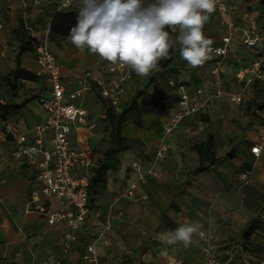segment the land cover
<instances>
[{"label": "crops", "instance_id": "crops-1", "mask_svg": "<svg viewBox=\"0 0 264 264\" xmlns=\"http://www.w3.org/2000/svg\"><path fill=\"white\" fill-rule=\"evenodd\" d=\"M225 2L230 7L229 15L215 10L203 29L213 41L214 50L222 45L224 36L232 38L221 73H213L217 60L214 51L209 60L193 68L180 57V45L176 44L174 68L178 71V85L190 91L202 89L206 112L185 119L178 129L166 134L163 121L172 115L178 100L171 85L174 81L170 88L149 85L138 100V108L123 125L129 150L119 155L121 169L110 173L107 190L92 202L85 226L70 250L62 255L68 226L50 225L45 215L29 205L31 192L40 183L35 170L13 156L17 149L15 136L28 134L32 138L33 129L46 122L47 113L38 99L50 95V83L39 75L35 52L25 53L21 66L39 80H21L16 97L3 84L2 77L15 70L20 52L14 31L23 23L38 43L47 42L67 92L81 90L86 79L94 85V80L117 79L122 74L111 73L115 65L87 49L78 50L68 39L48 42L54 15L67 10L59 9V0H0V104L23 105L20 115L0 121V264H46L60 258L64 264H83L89 244H95L98 264H204L201 232L216 237L223 264H264V234L251 237L260 251L246 250L243 245V234L251 224L264 221V96L259 107H250L258 81L244 72L251 66L253 56L242 43L245 31L252 25L264 43V15L260 0ZM78 5L79 2L73 7ZM178 34V29L171 30L173 39ZM160 70L158 65L149 76L141 77L126 67L118 109L127 108L135 93L143 90ZM218 91L222 95L216 97ZM237 93L242 97L239 104L229 98ZM108 102L98 98L92 87L76 101L88 111L94 127L73 134L72 148L94 162L103 157ZM209 136L214 139L219 162L209 171L193 174L200 164L194 146ZM162 144L168 149L166 159L156 156ZM257 145L262 146L259 157L252 153ZM44 146L51 148L48 140ZM132 163L139 164L140 172L131 167ZM245 171L250 172L248 182L241 180ZM132 184L137 186L136 198H121ZM47 204L52 211L59 208L56 198L48 199ZM185 223L200 226L187 250L182 244L166 245L157 239L159 234Z\"/></svg>", "mask_w": 264, "mask_h": 264}, {"label": "built area", "instance_id": "built-area-1", "mask_svg": "<svg viewBox=\"0 0 264 264\" xmlns=\"http://www.w3.org/2000/svg\"><path fill=\"white\" fill-rule=\"evenodd\" d=\"M79 0H59V9H68ZM223 15H229L230 7L225 0H216V8ZM232 41L230 36H224L222 45L214 50L217 60L214 64L213 73L222 72L224 59L228 55ZM243 46L253 56L251 66L244 72L255 81L264 82V43L254 25L249 27L243 38ZM35 54L40 66L39 75L45 77L50 83V95L40 97L38 102L47 113V120L33 129L34 136L18 134L15 136L17 149L13 156L24 160L29 167L36 172L38 188L31 192L30 206L45 215L50 225L66 224L68 231L64 234L62 255L66 254L72 244L77 240L80 230L85 226L90 214L89 186L91 180L90 169L96 162L90 157L79 156L72 148V135L80 129L93 128L89 121L88 111L76 101L82 96V92L88 87L98 91L101 98L109 101L110 105L118 108L119 97L124 93V80L126 66L119 64L110 69L111 73H121V77L110 80H94V85L89 80L84 81L81 90L67 92L63 84L59 65L50 50L47 42L39 43L35 48ZM174 86V83H171ZM178 100L171 116L165 118L163 127L166 134L174 132L182 122L190 117L203 114L207 110V101L203 99L204 91L195 89L190 91L186 86L174 87ZM97 94V92H96ZM221 91L216 97L221 96ZM229 98L239 104L242 101L241 94H230ZM51 148H45V141ZM264 141V136H262ZM264 144V142H263ZM262 146L252 148V153L259 157ZM168 149L161 145L157 151L158 159H166ZM131 167L140 172V166L132 163ZM250 172L245 171L241 180L248 182ZM143 178L141 177V180ZM136 184H132L121 195V198L129 200L136 198ZM56 198L59 208L56 211L49 209L47 200ZM107 230L109 227L106 228ZM203 239L204 264H223L218 257L219 243L212 233L201 232ZM105 245L109 244L105 240ZM211 249V253L205 252ZM83 264H98L95 244H89L82 258ZM64 264L62 258L54 263Z\"/></svg>", "mask_w": 264, "mask_h": 264}, {"label": "clouds", "instance_id": "clouds-1", "mask_svg": "<svg viewBox=\"0 0 264 264\" xmlns=\"http://www.w3.org/2000/svg\"><path fill=\"white\" fill-rule=\"evenodd\" d=\"M216 0H79L75 25L68 40L113 65L126 66L141 77L149 76L170 49L180 45V57L193 68L213 54V41L204 26L215 11ZM166 29L177 31L173 39ZM198 224H181L158 235L166 245L187 250ZM210 254L211 249H205Z\"/></svg>", "mask_w": 264, "mask_h": 264}, {"label": "trees", "instance_id": "trees-1", "mask_svg": "<svg viewBox=\"0 0 264 264\" xmlns=\"http://www.w3.org/2000/svg\"><path fill=\"white\" fill-rule=\"evenodd\" d=\"M260 5L264 15V0H260ZM74 6V5H73ZM70 7L65 11H59L54 15L53 21L50 26L48 42H55L57 38L63 40L68 39L70 29L76 23V17L78 13V7ZM169 31L171 36V29ZM14 35L20 43V52L16 59V68L10 73L2 77V82L5 87L10 91L13 97L18 96L19 82L21 80L38 81L39 76L24 69L21 66V58L25 53L35 52V48L39 45L35 38L30 35L29 30L23 23L19 28L14 31ZM177 58V45H174L170 49V56L167 59L159 62L160 72L154 75L145 85V88L141 91H137L133 96L130 105L120 110L114 108L110 103H106V112L104 117V137L102 139V145L104 146L102 159L96 161L94 166L91 167V180L89 186L90 205L95 201L96 197L105 192L108 188L109 175L112 172H117L121 169L122 162L119 155L129 150V145L126 143L123 137V125L131 118L135 110L138 108V100L140 96L145 92L146 88L154 83L170 88V82L174 81L173 88L178 85V71L174 68V64ZM97 97L101 98L98 91ZM264 92V86L259 81L255 83V98L249 105L250 107H259L261 100L263 99L262 93ZM260 98V99H259ZM105 100V99H104ZM23 105L14 104H0V121L12 119L22 113ZM203 121H207L206 117H201ZM194 150L199 156L200 164L193 171V174H199L209 171L215 166L219 160H217L214 150V139L212 136L207 137L205 141H202L194 146ZM230 157H232L230 155ZM165 220V217H163ZM255 233L264 234V221H254L247 232L243 234V245L246 250H261L251 242V237Z\"/></svg>", "mask_w": 264, "mask_h": 264}]
</instances>
